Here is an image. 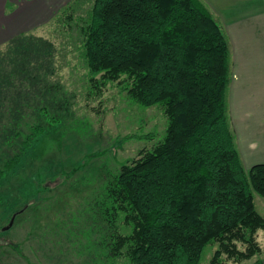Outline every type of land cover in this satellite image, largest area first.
Segmentation results:
<instances>
[{
  "label": "trees",
  "instance_id": "trees-1",
  "mask_svg": "<svg viewBox=\"0 0 264 264\" xmlns=\"http://www.w3.org/2000/svg\"><path fill=\"white\" fill-rule=\"evenodd\" d=\"M81 31L94 83L95 75L120 77L131 98L160 104L167 118L163 137L121 164L107 183L112 207L131 228L114 234L110 254L124 255L127 264H197L209 243L216 247L208 264L260 254L264 214L253 199L264 196V162L246 168L236 150L226 112L228 43L206 4L93 0ZM7 43L13 66L6 70L0 54V135L12 131L14 143L18 129L5 125L2 113L6 108L15 116L19 99L17 90L7 89L18 76L11 73L20 72L19 63L37 46L25 34ZM11 97L12 107L4 106ZM31 136L7 152L0 173L20 161ZM254 264L264 263L257 258Z\"/></svg>",
  "mask_w": 264,
  "mask_h": 264
},
{
  "label": "rangeland",
  "instance_id": "rangeland-1",
  "mask_svg": "<svg viewBox=\"0 0 264 264\" xmlns=\"http://www.w3.org/2000/svg\"><path fill=\"white\" fill-rule=\"evenodd\" d=\"M46 1V12L39 15L45 22L20 32L37 49L19 63L20 72L11 73L18 75L10 77L16 82L7 89L17 90L15 116L6 108L2 113L19 136L11 143L12 131L0 135V169L7 152L12 155L32 136L20 161L0 173V264H127L124 255L110 254L114 234L131 228L112 207L107 183L121 164L163 137L167 118L160 104L145 106L131 98L120 77L95 75L94 83L81 31L93 0ZM9 48L4 43L0 54L10 71ZM228 51L227 121L240 160L261 163L264 126L250 123L264 121V83L243 69L231 44ZM13 103L6 98L4 106ZM253 201L264 213V197L254 194ZM257 240L260 254L242 261L224 257L222 264H254L257 258L264 263V229L257 231ZM215 247L207 244L197 264H208Z\"/></svg>",
  "mask_w": 264,
  "mask_h": 264
},
{
  "label": "crops",
  "instance_id": "crops-1",
  "mask_svg": "<svg viewBox=\"0 0 264 264\" xmlns=\"http://www.w3.org/2000/svg\"><path fill=\"white\" fill-rule=\"evenodd\" d=\"M201 1L220 24L228 44L235 49V54L237 50L243 69L260 75L255 79L264 83V0ZM46 8V0H0V46L19 35L21 31L32 30L35 25L45 22L39 15L43 14V11L46 12ZM233 73V79L237 80L239 74ZM240 109L241 107L238 111ZM250 124L264 126V121ZM257 161L258 159H253L241 162L247 168Z\"/></svg>",
  "mask_w": 264,
  "mask_h": 264
},
{
  "label": "water",
  "instance_id": "water-1",
  "mask_svg": "<svg viewBox=\"0 0 264 264\" xmlns=\"http://www.w3.org/2000/svg\"><path fill=\"white\" fill-rule=\"evenodd\" d=\"M12 221H13V217L10 218V221L8 222V224H7L5 227H3V228H7V227H9L10 224L12 223Z\"/></svg>",
  "mask_w": 264,
  "mask_h": 264
}]
</instances>
